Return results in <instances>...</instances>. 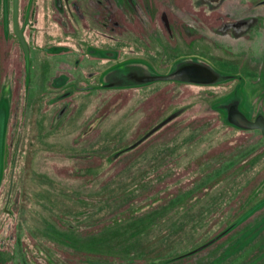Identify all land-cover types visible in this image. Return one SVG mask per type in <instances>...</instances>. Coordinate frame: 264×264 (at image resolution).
Returning a JSON list of instances; mask_svg holds the SVG:
<instances>
[{"label": "rangeland", "instance_id": "1", "mask_svg": "<svg viewBox=\"0 0 264 264\" xmlns=\"http://www.w3.org/2000/svg\"><path fill=\"white\" fill-rule=\"evenodd\" d=\"M13 23L0 264H264V134L228 119H264V0H19L28 56ZM184 59L231 79L102 87Z\"/></svg>", "mask_w": 264, "mask_h": 264}, {"label": "water", "instance_id": "2", "mask_svg": "<svg viewBox=\"0 0 264 264\" xmlns=\"http://www.w3.org/2000/svg\"><path fill=\"white\" fill-rule=\"evenodd\" d=\"M19 0H13L14 28L20 38V42L28 56V47L24 36L18 30ZM231 79L230 76L220 73L214 67L203 60L184 59L177 62L167 73H159L148 64L138 61L125 62L109 69L102 78V87L107 89L137 88L158 82H187L197 85H213ZM228 119L234 125L252 130H261L264 134V121L258 118L256 121L248 119L238 108L231 107L228 111ZM5 114L0 113V182L3 175V154L5 143ZM239 222H235L229 229L221 233L209 243L187 255L194 254L208 245L214 243L222 235L230 231Z\"/></svg>", "mask_w": 264, "mask_h": 264}, {"label": "trees", "instance_id": "3", "mask_svg": "<svg viewBox=\"0 0 264 264\" xmlns=\"http://www.w3.org/2000/svg\"><path fill=\"white\" fill-rule=\"evenodd\" d=\"M7 165H8V156H7V153H6V148H5V157H4V172H3V176L6 172V169H7ZM3 178V177H2Z\"/></svg>", "mask_w": 264, "mask_h": 264}, {"label": "flooded vegetation", "instance_id": "4", "mask_svg": "<svg viewBox=\"0 0 264 264\" xmlns=\"http://www.w3.org/2000/svg\"><path fill=\"white\" fill-rule=\"evenodd\" d=\"M13 22H14V15H13ZM14 24V23H13ZM18 24H19V8H18ZM7 26H9V23H7ZM251 120V119H250ZM257 119L255 120H251V121H256ZM262 121H264V119H262ZM261 131V130H260ZM262 132V131H261Z\"/></svg>", "mask_w": 264, "mask_h": 264}, {"label": "crops", "instance_id": "5", "mask_svg": "<svg viewBox=\"0 0 264 264\" xmlns=\"http://www.w3.org/2000/svg\"><path fill=\"white\" fill-rule=\"evenodd\" d=\"M1 110V109H0ZM1 113V112H0Z\"/></svg>", "mask_w": 264, "mask_h": 264}]
</instances>
